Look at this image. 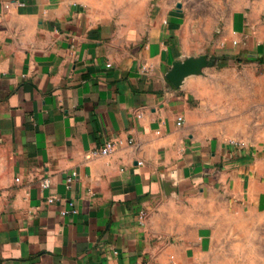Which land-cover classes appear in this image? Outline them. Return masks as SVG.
I'll use <instances>...</instances> for the list:
<instances>
[{"label": "crops", "instance_id": "crops-1", "mask_svg": "<svg viewBox=\"0 0 264 264\" xmlns=\"http://www.w3.org/2000/svg\"><path fill=\"white\" fill-rule=\"evenodd\" d=\"M211 15L201 0H0V264H264V154L225 137L252 126L239 73L219 77L223 135L193 105L200 74L166 77L194 44L241 52L249 17Z\"/></svg>", "mask_w": 264, "mask_h": 264}, {"label": "rangeland", "instance_id": "rangeland-1", "mask_svg": "<svg viewBox=\"0 0 264 264\" xmlns=\"http://www.w3.org/2000/svg\"><path fill=\"white\" fill-rule=\"evenodd\" d=\"M203 10L208 18L213 17V12L220 8L241 9L245 16L249 17L247 25L246 45L241 48V52L235 55L224 57L218 54L216 43L214 46H197L194 44V51L201 49V53L188 57L205 56L209 61L207 66L201 69L198 75V81L195 84V93L198 95L193 101L195 108L202 110L203 114L209 118L210 130L212 133L223 135L224 128L218 126V108H219V77L227 72L239 73L241 77V91L243 101L238 106L236 117L250 119L252 126L226 127L230 133L225 137L232 139L233 144L242 146V148L251 147L259 153L264 154V0H201ZM228 6V7H225ZM197 25L193 24V28ZM209 28L211 24L205 22L202 24ZM202 43L203 38L209 31H197ZM220 31H214L217 38ZM251 44V45H250ZM250 45V46H249ZM201 47V48H198ZM205 51V52H204ZM236 57V59H235ZM231 77H234L231 74ZM249 84L247 86L246 84ZM223 107V103H222ZM226 107H228L226 102ZM244 111L239 112V109ZM250 114V116H247ZM236 135L233 137V135ZM242 140L244 144H238Z\"/></svg>", "mask_w": 264, "mask_h": 264}, {"label": "water", "instance_id": "water-1", "mask_svg": "<svg viewBox=\"0 0 264 264\" xmlns=\"http://www.w3.org/2000/svg\"><path fill=\"white\" fill-rule=\"evenodd\" d=\"M208 63L209 61L203 55L185 57L173 64L166 77L174 86H179L185 76L201 73V69L207 66Z\"/></svg>", "mask_w": 264, "mask_h": 264}, {"label": "built area", "instance_id": "built-area-1", "mask_svg": "<svg viewBox=\"0 0 264 264\" xmlns=\"http://www.w3.org/2000/svg\"><path fill=\"white\" fill-rule=\"evenodd\" d=\"M181 122H182V117L179 115V116H177V124L180 125ZM238 144L240 145L241 143H238ZM112 147H113V144L109 141H106L98 150H94L93 153L94 154H96V153L107 154L108 152L111 151ZM74 177H75V172H70L67 174L66 182L68 185L71 183V181H73ZM47 185H48V181L46 179H44L41 183V186L44 187ZM137 217H138L139 223H141V224L144 223L145 211L139 210ZM114 252L116 253V251H114ZM140 264H143V263H140Z\"/></svg>", "mask_w": 264, "mask_h": 264}]
</instances>
